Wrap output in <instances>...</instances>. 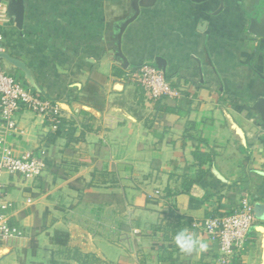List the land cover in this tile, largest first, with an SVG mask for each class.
Masks as SVG:
<instances>
[{"label": "crops", "instance_id": "0c3cea01", "mask_svg": "<svg viewBox=\"0 0 264 264\" xmlns=\"http://www.w3.org/2000/svg\"><path fill=\"white\" fill-rule=\"evenodd\" d=\"M14 1L0 0L1 67L59 100L62 119L15 117L10 145L40 153L45 172L0 177V212L21 231L0 264H218L203 226L243 200L256 221L232 264H264V125L252 110L264 39L248 33L264 0H157L122 34L126 63L118 34L133 0H24L21 28ZM143 63L165 72L171 96L128 81ZM182 228L207 250L182 254Z\"/></svg>", "mask_w": 264, "mask_h": 264}, {"label": "built area", "instance_id": "2783aa9c", "mask_svg": "<svg viewBox=\"0 0 264 264\" xmlns=\"http://www.w3.org/2000/svg\"><path fill=\"white\" fill-rule=\"evenodd\" d=\"M1 40L0 36V63L3 51ZM127 79L148 92L156 101L173 94L165 72L151 63H143L128 74ZM22 111L42 116L54 126H57L62 119L59 100L34 93L23 80L7 74L0 64V177L3 173H8L12 177L21 178L24 182H35L45 172V163L41 154L25 153L18 156L9 143L10 135L16 131L15 117ZM255 221L252 203L243 200L231 213L210 218L205 222L203 229L206 235L210 241L219 246L218 264H232L236 256L244 254ZM20 236V229L11 225L6 215L0 212V244Z\"/></svg>", "mask_w": 264, "mask_h": 264}, {"label": "water", "instance_id": "95a60500", "mask_svg": "<svg viewBox=\"0 0 264 264\" xmlns=\"http://www.w3.org/2000/svg\"><path fill=\"white\" fill-rule=\"evenodd\" d=\"M156 1L157 0H151L147 5H145L141 2V0H133L134 14L132 17H130L127 21H125L121 25L118 34L120 57L123 59L125 63L126 61L121 53V48H120L122 34L124 33L127 26L133 23L140 16L141 8L151 7L155 4ZM203 1L206 0H199V2H203ZM24 10H25L24 0H15L12 5L11 15L16 17L18 28L22 27L23 19H24ZM248 33L251 34L253 37L264 39V4L259 9V15L250 19ZM262 79L264 81V77H262ZM252 110L260 115L261 121L264 125V98L259 99L257 103L252 107Z\"/></svg>", "mask_w": 264, "mask_h": 264}, {"label": "clouds", "instance_id": "9594fccd", "mask_svg": "<svg viewBox=\"0 0 264 264\" xmlns=\"http://www.w3.org/2000/svg\"><path fill=\"white\" fill-rule=\"evenodd\" d=\"M173 243L185 255H191L194 252L202 253L207 250V244L187 228H182L175 233Z\"/></svg>", "mask_w": 264, "mask_h": 264}, {"label": "trees", "instance_id": "16d2710c", "mask_svg": "<svg viewBox=\"0 0 264 264\" xmlns=\"http://www.w3.org/2000/svg\"><path fill=\"white\" fill-rule=\"evenodd\" d=\"M191 184L192 182H190V185ZM54 241L59 245L65 246L68 242V235L63 233H57L55 235ZM82 258H83L82 261H80L82 262V264H90L92 262L96 263L98 261L95 257L89 255L83 256Z\"/></svg>", "mask_w": 264, "mask_h": 264}]
</instances>
